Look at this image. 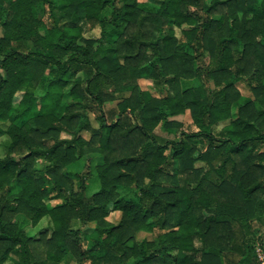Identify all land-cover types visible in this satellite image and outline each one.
<instances>
[{
    "label": "trees",
    "instance_id": "obj_1",
    "mask_svg": "<svg viewBox=\"0 0 264 264\" xmlns=\"http://www.w3.org/2000/svg\"><path fill=\"white\" fill-rule=\"evenodd\" d=\"M145 4L0 0V264H255L264 0Z\"/></svg>",
    "mask_w": 264,
    "mask_h": 264
},
{
    "label": "rangeland",
    "instance_id": "obj_2",
    "mask_svg": "<svg viewBox=\"0 0 264 264\" xmlns=\"http://www.w3.org/2000/svg\"><path fill=\"white\" fill-rule=\"evenodd\" d=\"M142 2H145V6H149V7H152L154 6V4H156V1L158 0H140ZM99 33H100V27H96L94 28L91 32H89L87 34V36H92V37H97L99 36ZM140 85L142 88H146L149 84H150V81L148 80H140ZM237 87L238 89L240 90V92L243 94V95H250V93L248 92V90L244 87L243 84H240V83H237ZM21 97V93H17L14 97V105H16L19 101ZM108 105H111V104H108ZM175 119L179 120V121H182L183 123H185V128H187V124L191 121V117H190V114L189 112H185L184 114L182 115H179V116H176ZM157 132L163 136H166V137H171L169 135H167L166 133H163L159 128L157 129ZM6 139V136H2L0 138V156L4 155L5 152H4V141ZM201 146V145H199ZM44 163H40L38 166L41 167ZM119 217V213L118 212H111L109 214V217L108 219L112 222H116L117 219ZM43 222L45 223L46 222V219L43 220ZM73 227H80V223L78 221H73L72 223ZM40 227V224H38L36 227H33L31 228L28 224L25 225V230L26 232L29 234V235H32V234H35V231ZM261 231H263V229H261ZM138 239H142V238H152L153 236L151 234H148V233H145V232H141L138 234ZM264 241V239H263ZM257 244H255L256 246ZM69 264H75L73 262L69 263Z\"/></svg>",
    "mask_w": 264,
    "mask_h": 264
},
{
    "label": "built area",
    "instance_id": "obj_3",
    "mask_svg": "<svg viewBox=\"0 0 264 264\" xmlns=\"http://www.w3.org/2000/svg\"><path fill=\"white\" fill-rule=\"evenodd\" d=\"M254 254L256 256L255 264H264V246L257 243L254 248Z\"/></svg>",
    "mask_w": 264,
    "mask_h": 264
}]
</instances>
